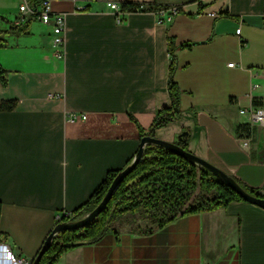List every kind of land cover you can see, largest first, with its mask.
<instances>
[{"label":"crops","instance_id":"crops-1","mask_svg":"<svg viewBox=\"0 0 264 264\" xmlns=\"http://www.w3.org/2000/svg\"><path fill=\"white\" fill-rule=\"evenodd\" d=\"M108 2L179 11L118 18ZM20 3L0 0L1 30L25 22L15 24ZM51 5L66 16L65 59L54 56L51 28L37 18L28 35H1L7 85L0 82V101L17 104L0 111V242L32 260L57 217L86 202L109 170L134 158L141 138L129 114L147 128L171 105L173 56L181 114L154 136L174 142L187 130L189 151L264 197V126L240 113L264 100V0ZM69 112L87 118L69 121ZM249 134L243 147L239 137ZM124 217L98 240L62 253L56 264H264V208L256 204L233 201L179 214L161 227Z\"/></svg>","mask_w":264,"mask_h":264},{"label":"trees","instance_id":"trees-1","mask_svg":"<svg viewBox=\"0 0 264 264\" xmlns=\"http://www.w3.org/2000/svg\"><path fill=\"white\" fill-rule=\"evenodd\" d=\"M139 4L141 3L125 2L122 6L132 9L134 5ZM169 7L150 4L143 10L157 12ZM177 9L179 11V7ZM221 15H228V13L224 12ZM30 21L31 18L27 17L23 24L12 25L8 30L0 29V48L6 44V40L1 37L2 34L28 35ZM172 58L167 81L171 105L160 109L147 128L141 126L138 120L129 114L130 119L138 127L140 138L145 135L155 137L156 129L166 126L181 114V90L173 79L174 56ZM0 82L2 86L7 85V70L1 65ZM16 104L15 100L0 101V111L12 110ZM174 142L189 150L188 131L180 132ZM121 170H109L106 178L94 190L89 199L70 212L69 216L57 218L56 224L78 219L91 212L103 199L115 176ZM237 182L249 193L263 197L239 180ZM193 196L195 201L186 205ZM233 201L246 200L224 184L210 170L186 160L162 146L147 144L140 161L117 187L97 218L83 227L66 229L55 234L38 264H56L62 253L77 245L98 240L115 221L126 215L135 216L138 212H142L147 217L156 220V226L161 227L173 221L179 214L213 210L227 206Z\"/></svg>","mask_w":264,"mask_h":264},{"label":"built area","instance_id":"built-area-1","mask_svg":"<svg viewBox=\"0 0 264 264\" xmlns=\"http://www.w3.org/2000/svg\"><path fill=\"white\" fill-rule=\"evenodd\" d=\"M108 6L115 12L117 17L120 15L143 10L144 5H134L132 9L123 8L122 4L116 2H108ZM19 11L21 17L15 20V24L22 23L27 17L37 18L43 23L50 26L53 37V50L54 56L58 59H65L66 57V16L64 13H57L53 10L51 0H21L19 4ZM178 12L177 7H169L167 9L158 10L160 15H166L169 17L174 16ZM213 17H218L215 12L209 13ZM237 34H240V28L236 30ZM230 66L233 63H229ZM240 113L248 114L253 125L264 126V100L260 103H253L249 107L240 109ZM69 121H76L78 119H86L85 113L69 112L66 115ZM252 135L240 136V142L243 147H248L251 143ZM70 213L64 212L57 218L62 216H69ZM32 260H25L24 258L15 254L10 246L4 242H0V264H31Z\"/></svg>","mask_w":264,"mask_h":264},{"label":"water","instance_id":"water-1","mask_svg":"<svg viewBox=\"0 0 264 264\" xmlns=\"http://www.w3.org/2000/svg\"><path fill=\"white\" fill-rule=\"evenodd\" d=\"M181 138V137H179ZM147 144H153L157 146H162L166 148L167 150L173 152L174 154H177L186 160L195 162L199 164L200 166L210 170L213 174H215L224 184L231 187L234 191H236L244 200L247 202L256 204L260 207L264 208V197H259L257 195L251 194L248 191H246L240 184L237 182V180L231 176L230 174L223 171L221 168L216 166L215 164L195 155L189 150L184 149L182 146L178 145L175 142L171 141H165L162 139H158L156 137L145 135L141 137L140 144L138 151L134 158L128 163L114 178L113 182L111 183L108 191L106 192L103 199L100 201V203L89 213L83 215L82 217L70 220L66 222H61L56 224L54 226V229L52 232L47 236V238L44 241V244L41 248V250L38 252V254L32 259L31 264H38L46 251V249L49 247L53 237L55 234H57L60 231L66 230V229H73V228H79L83 227L92 221H94L97 216L100 214V212L106 207L107 203L111 199L113 193L117 189V187L121 184V182L124 180V178L130 174L137 163L142 158L144 149Z\"/></svg>","mask_w":264,"mask_h":264},{"label":"rangeland","instance_id":"rangeland-1","mask_svg":"<svg viewBox=\"0 0 264 264\" xmlns=\"http://www.w3.org/2000/svg\"><path fill=\"white\" fill-rule=\"evenodd\" d=\"M157 138V137H156ZM159 139V138H158ZM166 141V140H165ZM195 200H194V196L191 198V200L189 202H187L186 205H188L190 202L193 203ZM124 218H130L131 219H135V218H138L140 220H147V226H156V220H154L153 218H150V217H147L146 215H144L142 212H138L135 216L133 215H127L126 217Z\"/></svg>","mask_w":264,"mask_h":264}]
</instances>
